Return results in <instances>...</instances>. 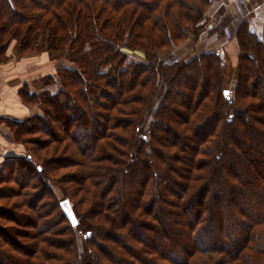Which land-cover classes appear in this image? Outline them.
Returning a JSON list of instances; mask_svg holds the SVG:
<instances>
[{"label":"trees","instance_id":"trees-1","mask_svg":"<svg viewBox=\"0 0 264 264\" xmlns=\"http://www.w3.org/2000/svg\"><path fill=\"white\" fill-rule=\"evenodd\" d=\"M216 1L0 0L1 60L71 64L6 120L0 264H264V38L240 20L226 95ZM186 39L192 58L161 56Z\"/></svg>","mask_w":264,"mask_h":264},{"label":"rangeland","instance_id":"rangeland-1","mask_svg":"<svg viewBox=\"0 0 264 264\" xmlns=\"http://www.w3.org/2000/svg\"><path fill=\"white\" fill-rule=\"evenodd\" d=\"M246 16L251 17V19L249 21V31L253 35H255L258 39L262 40L264 38V2H263V0L259 1V3L257 5H255L252 8V11L249 12V14ZM246 16H243V17H246ZM243 17L239 18L238 22H236L234 20L228 21V19H226L224 21L222 20L219 22L216 21L217 23H215V24H218V27L221 26L219 30H222V29L224 30L223 31L224 32L223 37L216 40L214 43L210 44L208 42V43L204 44L206 51L207 50H208V52L209 51H211V52L222 51L226 57L225 60H226V67H227V71H228V76H227V84L225 85V87H227V89H229V92L226 93V95H228V93H229V96L233 95L232 90H234L233 89L234 86H233L232 81L235 80L234 79L235 78V69H237L236 64H237V58H238V52H239L235 32L239 26L240 20ZM232 19H234V18H232ZM220 22H223V23L221 24ZM191 44H195V43H193V39H186L185 41L179 42L177 44H173L169 48V50L164 52L163 54H161V56L167 57L170 54H174V55H178L179 57L184 58L186 60L190 59L196 53L195 50L191 49V46H192ZM15 45H16V42H12L9 49H8V51L11 49L10 51L12 52V54L8 57V59L13 60L10 62L19 63L20 61H24L23 63H27V65H31V66H33V64H34L37 68L35 70L34 74L25 75V77H23V82L28 84L31 91H36L37 88H40L43 85L44 79H42V78L52 76V77L57 79L58 78V70L61 67H67L66 65H71L63 57L64 54H63V56L61 55V56L55 57L53 59L49 55H47L46 53H39V54H36L32 57H25V58L17 59V57H15L16 55H14ZM123 49H124L123 51L127 55H129V57L131 59L135 58L136 60H139V61L141 60V61L145 62V54L142 51L130 50L127 48H123ZM0 63L5 64L6 62H4L3 60L0 59ZM27 68L28 67H26L25 70H27ZM40 79H42V80L40 81ZM12 80L17 81L14 78ZM17 82H20V81L18 80ZM39 85H41V86L39 87ZM57 88H58V85H53L50 87V89L54 93L57 91ZM34 110H35V107H34ZM38 111H40V110L37 108V110H35V112H38ZM229 120L231 121L232 117ZM20 153L21 152H17L16 154L19 155ZM54 190H55V193H56L60 203L62 201H64L65 199L62 197V194L58 191V189L56 187H54Z\"/></svg>","mask_w":264,"mask_h":264},{"label":"crops","instance_id":"crops-1","mask_svg":"<svg viewBox=\"0 0 264 264\" xmlns=\"http://www.w3.org/2000/svg\"><path fill=\"white\" fill-rule=\"evenodd\" d=\"M252 1L257 4L261 0H217L207 9L206 14L211 19L212 26L218 25L215 24L216 21L226 19L238 22L239 18L249 14ZM10 50L7 51V57L12 54ZM10 61L13 60L8 59L5 64L0 63V165L6 157L17 155L16 153L21 152L22 149L13 140L6 120H23L37 110L36 107L34 110V106L26 105L19 94L23 86L27 84L23 82V77L34 74L36 66L27 65L23 63L24 61L19 63ZM26 67H28L27 70H25ZM13 78L20 82L12 80Z\"/></svg>","mask_w":264,"mask_h":264},{"label":"water","instance_id":"water-1","mask_svg":"<svg viewBox=\"0 0 264 264\" xmlns=\"http://www.w3.org/2000/svg\"><path fill=\"white\" fill-rule=\"evenodd\" d=\"M60 206L62 210L64 211L65 215L67 216V218L69 219V221L71 222V224L73 226H76L78 224V220L74 214L72 204L70 203V201L67 199L62 201L60 203Z\"/></svg>","mask_w":264,"mask_h":264}]
</instances>
